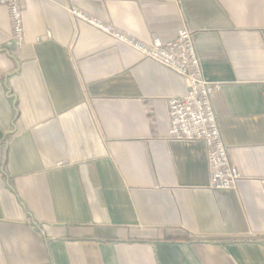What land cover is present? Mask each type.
<instances>
[{"label": "crops", "instance_id": "crops-1", "mask_svg": "<svg viewBox=\"0 0 264 264\" xmlns=\"http://www.w3.org/2000/svg\"><path fill=\"white\" fill-rule=\"evenodd\" d=\"M141 44L187 23L239 187L211 189L204 141L167 139L185 78ZM0 4V264H264V0Z\"/></svg>", "mask_w": 264, "mask_h": 264}, {"label": "built area", "instance_id": "built-area-1", "mask_svg": "<svg viewBox=\"0 0 264 264\" xmlns=\"http://www.w3.org/2000/svg\"><path fill=\"white\" fill-rule=\"evenodd\" d=\"M25 0H0L10 11L12 34L7 46L20 49L25 44L23 5ZM80 21H86L103 29L117 41L140 51L142 57L159 63L186 79L188 90L183 96L168 99L170 127L166 135L169 140L204 141L207 145V160L211 189H233L239 187L243 176L232 160L230 150L220 128L214 106L215 90L221 83L211 81L204 74L203 63L195 44V32L186 23L175 37L155 40L152 44H141L130 36L112 29L84 12L72 8Z\"/></svg>", "mask_w": 264, "mask_h": 264}]
</instances>
